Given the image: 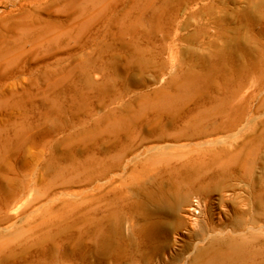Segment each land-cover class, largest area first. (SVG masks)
Masks as SVG:
<instances>
[{
  "label": "rangeland",
  "instance_id": "obj_1",
  "mask_svg": "<svg viewBox=\"0 0 264 264\" xmlns=\"http://www.w3.org/2000/svg\"><path fill=\"white\" fill-rule=\"evenodd\" d=\"M247 23L249 28L244 25ZM238 33L245 40L241 45L234 41ZM249 34L252 40H247ZM249 51L264 57V0H0V162L22 171L41 165V193L50 192L45 186L56 179L44 167L94 143L85 139L99 135L102 145L115 139L125 142L129 129L140 139L152 138L146 135L145 125L154 121L153 114L145 115L143 107L147 99L154 102L161 91L160 83L154 84L160 76L163 86L186 70L210 89V95L220 96L216 89L223 90L224 77L231 72L230 66L220 69L221 60L231 53L241 59ZM258 60L264 67V59ZM126 87L125 97L116 99ZM244 90L250 95L252 87ZM221 95L228 98L231 93ZM103 98L106 103L113 100L107 108L106 103L101 104ZM247 101L250 125L238 132L240 139L228 141L234 144L233 150L240 146L252 150L264 132V105L254 111L264 102V87L257 90L253 103ZM239 107L232 103V109ZM142 113L145 116L138 120ZM188 119L187 114L174 128L184 130ZM168 120L162 125L169 124ZM224 137L217 136L216 144ZM144 165L143 157L135 164L137 169ZM169 168L165 165V172ZM259 175L264 181L261 170ZM177 183L154 192L169 189L164 196L168 203L173 202ZM235 184V189L230 188ZM224 185L230 188L229 193L204 195L194 191L195 185L183 188L188 204L180 209L195 206L204 197L207 213L199 216L204 218V228L205 215L219 208L231 221L237 215L245 216L246 211L264 218V188L255 189L257 196L247 194L251 188L243 180L237 181V176H227ZM32 211L21 217L28 220ZM262 224L247 232L263 234ZM185 236L182 231L180 237ZM179 249L168 251L167 257L171 259ZM192 252L181 264H191Z\"/></svg>",
  "mask_w": 264,
  "mask_h": 264
},
{
  "label": "bare ground",
  "instance_id": "obj_2",
  "mask_svg": "<svg viewBox=\"0 0 264 264\" xmlns=\"http://www.w3.org/2000/svg\"><path fill=\"white\" fill-rule=\"evenodd\" d=\"M244 25L249 28L250 23ZM251 26L255 30V23ZM238 34L232 40L241 45L245 40ZM249 39L252 40L250 34ZM227 56L219 67L224 70L230 66L231 72L224 77L223 90L216 89L220 96L210 95V89L199 79L191 78L189 71L181 72L171 84L163 86L160 76L154 84L160 83L161 91L154 102L147 99L143 107L145 115L150 111L153 114L154 121L145 125L146 135L152 138L140 139L129 129L125 142L115 139L102 145L97 140L99 135L85 139L94 143L78 147L82 149L64 159L57 157L44 167L56 179L45 186L51 188L50 192L41 193V165L22 171L0 162V193H5L0 195V261L4 264H181L193 250L191 264H264V233L247 232L249 228L255 229L257 223H263L260 226L264 232L262 216L246 211L245 216L237 215L231 221L219 208L205 215L204 228L201 223L204 218L199 217L203 211L207 213L204 197L195 206L180 209L188 204L187 193H181L183 188L195 185L194 191L204 195L229 193L236 184L230 188L222 186L227 176H237V181L247 183L251 189L245 193L252 196L259 195L255 189L264 188L259 175L260 170L264 173V158H261L264 132L252 150L241 146L233 150L234 144L228 142L240 139L238 132L250 125L247 100L253 103L257 90L264 87V67L258 60L264 57H256L252 51L241 59L235 53ZM237 59L244 63L239 65ZM249 85L250 95L244 90ZM126 90L127 87L116 99L122 98ZM222 93L231 95L226 98ZM102 96L108 95L102 93ZM103 100L104 105L106 100ZM110 101L113 100L104 108ZM232 103L240 107L232 109ZM263 105L264 102L257 105L254 111L259 112ZM187 114L186 128L175 129ZM166 118L170 123L162 125ZM114 123L123 125L121 121ZM209 123V129H202ZM221 135L225 137L216 144L215 138ZM183 142L190 144L185 146ZM141 157L145 165L137 169L135 164ZM165 165L170 167L169 172H165ZM174 181H179L176 184L179 187L173 188V202L168 203L164 196L169 189L161 194L154 192ZM80 188L86 189L76 191ZM30 209L33 211L28 220L27 216L21 217ZM182 231L186 232L185 237H180ZM177 247L180 249L168 258V251Z\"/></svg>",
  "mask_w": 264,
  "mask_h": 264
}]
</instances>
